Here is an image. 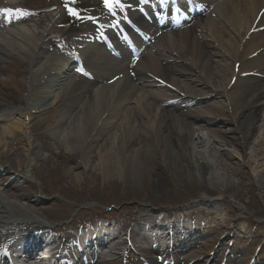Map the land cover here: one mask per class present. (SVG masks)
<instances>
[{"label": "bare ground", "instance_id": "bare-ground-1", "mask_svg": "<svg viewBox=\"0 0 264 264\" xmlns=\"http://www.w3.org/2000/svg\"><path fill=\"white\" fill-rule=\"evenodd\" d=\"M4 1L8 4L17 2ZM199 2L214 8L207 16L201 15L198 19L194 18L196 12L194 15L190 13V26L185 24V28L178 31L156 34L155 20H164L157 15H171L173 7L159 4L146 7L151 20L142 25V16L135 14L130 0H125L123 4L128 15L137 17L135 22L143 26L144 33L159 37L150 49L142 51L141 60L136 65H129L127 54L122 53L120 59H114L99 46L102 43L95 37L98 33L96 28H87L64 42L55 35L63 36L70 30H62L56 18L41 27L39 21L27 25L22 16L0 13V52L4 57H19L29 67L25 75L28 86L24 107L20 110L0 109V147L19 152L18 157L23 158V164L33 170V161H46L54 154L52 148H55L63 149L65 155H81L84 161L79 162L76 168L82 167L87 172L90 170L91 151L96 148V166L107 176L116 173L118 177H124L128 174L138 181L146 161L155 154H159L164 167L175 168L177 165L183 168L202 187L206 186L202 182L217 180L216 170L221 171L224 165L226 174L240 176L231 164L218 160L217 136L209 131L201 134L209 120L191 116L189 121L183 122L176 113L179 109L171 110L167 101L175 99L172 93L181 95V90L188 96L200 92L210 94L212 105L221 97L231 108L241 104L244 109L234 115L232 121L236 123L238 117L246 116L245 131L240 134L245 144L240 148L249 149L247 140L264 120L259 111L264 103V84L247 85L254 78H264V0ZM109 4L110 21L102 19L101 23L109 27L111 20L119 18L124 24V15L111 1ZM108 33L114 36L113 30L108 29ZM216 56L219 59L213 60ZM179 61L187 64L194 75L187 76L177 66H166ZM130 72L134 77H130ZM114 77L117 79L110 82ZM227 87H233L234 92L227 95ZM160 89L166 90L161 95L163 100L156 93ZM202 106L208 107V104ZM35 118L46 126L48 137L35 134ZM260 128L262 134L253 143L248 156L264 163V125ZM215 132L225 140V135L219 136L221 131ZM18 135L23 138V146ZM35 137L40 143L38 146L32 143ZM39 149L46 151L48 156L40 159L37 156ZM57 156L62 158V152L59 151ZM207 157L212 159L211 164ZM260 168L257 176L264 178V165ZM30 172L27 171L26 175ZM80 176L84 174L71 171L68 180L73 181ZM18 180L20 178L15 177V183L8 184L6 180H0V237L11 235L5 244H9L10 253L21 254L15 257V264H36L38 258L43 259L44 244L51 243L53 239L48 241L37 237L36 241H28L31 232L27 228L42 221L36 214L34 203L21 194V187L16 185ZM222 182L229 181L224 178ZM205 204L212 206L215 202L207 200ZM185 216L182 211H142L140 217L146 219L132 230V234L145 242L155 240L157 247L151 250L156 251L160 249L158 242L170 240L171 244L175 241L169 234L185 235L196 228L197 220L182 219ZM209 228L206 224L197 232L203 233ZM106 229L103 228L102 238L107 239L101 238L99 242L97 257L101 261L104 258L100 255L113 249L108 244L119 237L114 230ZM18 231L22 232L20 236L12 235ZM191 236L195 240L183 243L179 251L185 252L199 235ZM2 247L5 248L4 245ZM0 264L6 262L0 259Z\"/></svg>", "mask_w": 264, "mask_h": 264}, {"label": "rangeland", "instance_id": "rangeland-1", "mask_svg": "<svg viewBox=\"0 0 264 264\" xmlns=\"http://www.w3.org/2000/svg\"><path fill=\"white\" fill-rule=\"evenodd\" d=\"M85 1L86 3L78 6L89 11L94 9L95 0ZM60 2L61 0H17L12 5L16 8L26 6L44 12L45 10L40 8L58 5ZM6 5L0 0V6L8 8ZM50 15L52 13L46 17ZM37 20L39 19L35 18L30 22L37 23ZM49 20L50 18L39 20L40 26L45 27ZM65 20L66 17L62 15L60 22L64 23ZM213 50L217 53L215 48ZM218 59L219 56L213 58V60ZM177 67L182 68L187 76L194 75L184 63ZM28 68V64L19 57L15 55L4 57L0 52L1 110H20L24 107L27 100L28 83L25 75ZM257 83L264 84V78H254L247 85L256 86ZM233 92V87H227V95ZM185 94L186 96L175 94L176 99L169 102L170 108L179 109L176 113L183 122L189 121L191 116L208 119L210 123L201 134L205 135L206 131H209L213 136H217L219 143H215L217 144L215 147L219 149L218 160L231 164L240 176L226 174L223 170L224 165L221 171L216 170L217 180L202 182L206 185L202 187V184L194 181L191 174L183 168L177 165L175 168L164 167L159 154L146 161L144 172L138 177V181L128 174L124 177H118L116 173L107 176L96 166V148L92 149L90 154L88 165L91 171L84 172L82 167L76 168L79 162L84 161L81 155H65L63 149L55 148H52L54 154L46 161L34 160L33 170L28 169L27 164H23V158L18 157L19 152L2 146L0 147V180H6L8 184L15 183L13 181L15 177L20 178L16 185L21 187V194L34 203L36 214L41 221L60 224L57 226L59 232L56 233V241L76 231L78 225L92 215L112 218L114 225L119 229L122 228L123 232L120 240H115L117 249L104 254V260L97 261V264H264V178L257 176L264 163L254 157L250 159L248 156L253 143L262 134L260 127L264 125V120L247 140L249 149L245 151V148H240L245 144L240 134L245 131L246 116L238 117L236 123L232 121V117L244 109L241 104L231 108L227 105V100L221 97L212 105L210 94L203 92L192 96ZM203 104H208V107L202 106ZM59 106L60 104L57 107ZM259 111L264 115V103ZM11 121L13 122L14 119ZM45 128L46 126L35 118V134L39 137H48ZM215 131H221L219 136L225 135V140L219 138ZM17 138L23 146L22 136L18 135ZM208 139L212 142L211 138ZM32 143L34 146L40 144L37 137ZM262 149L264 153V146ZM59 151L63 154L62 158L57 156ZM37 154L40 159L48 156L46 151L41 149ZM23 155L24 152L21 156ZM207 162L211 164L212 159L207 157ZM30 170L32 177L26 175ZM71 171L74 174L82 173L84 176L70 181L68 178ZM224 178L229 182H222ZM207 200L214 201L215 204L208 206L205 204ZM155 209L169 212L182 211L197 221H202V224L209 225L210 228L204 229L203 233H193V236H199L185 252L179 251L175 254L172 252L171 257L167 250V254L153 252L149 244L133 236L130 230L144 221L143 217H140L142 211ZM130 238L133 246L131 250V246L129 248L126 241H130ZM112 259L115 262H112ZM125 260L131 262L126 263ZM47 263L48 261H45L42 264Z\"/></svg>", "mask_w": 264, "mask_h": 264}, {"label": "snow or ice", "instance_id": "snow-or-ice-1", "mask_svg": "<svg viewBox=\"0 0 264 264\" xmlns=\"http://www.w3.org/2000/svg\"><path fill=\"white\" fill-rule=\"evenodd\" d=\"M105 6L106 7H110V4H109V0H105ZM12 11L11 9H0V12H3V13H7V12H10ZM17 12H19L20 10H16ZM70 13L72 15H76L75 12H73L71 9H69ZM27 13H23V12H20V15H26Z\"/></svg>", "mask_w": 264, "mask_h": 264}]
</instances>
